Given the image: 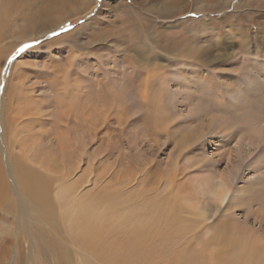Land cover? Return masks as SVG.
<instances>
[{
  "label": "rangeland",
  "instance_id": "1",
  "mask_svg": "<svg viewBox=\"0 0 264 264\" xmlns=\"http://www.w3.org/2000/svg\"><path fill=\"white\" fill-rule=\"evenodd\" d=\"M57 1L42 30L19 40L21 18L13 15L14 30L0 39V163L8 186L0 200V264H101L75 233L98 239L103 232L104 247L116 239L105 220L69 224L57 197L66 182L54 173V210L34 206L17 185L11 167L28 141H15L24 133L8 116L29 103L15 86L22 81L40 118L31 126L37 144L58 148L65 138L78 196L105 203L115 186L139 181L152 191L174 182L168 197L189 212L202 206L201 188L225 174L231 188L242 189L228 219L264 235V0ZM26 44L35 46L12 60ZM63 90L83 102L82 113L67 115ZM130 177L136 181L127 185ZM58 222L63 244L39 253L34 240H45L47 225ZM154 255L131 262L160 264Z\"/></svg>",
  "mask_w": 264,
  "mask_h": 264
},
{
  "label": "bare ground",
  "instance_id": "2",
  "mask_svg": "<svg viewBox=\"0 0 264 264\" xmlns=\"http://www.w3.org/2000/svg\"><path fill=\"white\" fill-rule=\"evenodd\" d=\"M59 4L57 0H0V39H4L8 31L14 27L10 21L13 15L21 18L19 20L21 23L15 31L16 37L24 40L31 33L34 34L43 29L41 25L51 17L52 11L58 8ZM57 22L59 23L60 19L53 21L52 24ZM49 84L52 87L53 83ZM15 86L18 93L25 91L24 98L27 103L29 102L22 109L15 108L14 112L8 116L10 124L24 133L23 137L20 136L15 141L18 144L28 141L27 146H23L19 155L14 158L11 167L14 177L16 176L17 185L26 197L34 201V206L38 207L41 204L54 210L55 200L50 184V176L54 173L58 180L66 182L64 192L63 185L62 188L58 187L57 197L65 204L66 214L70 218L69 224L91 221L97 226L103 220L105 223H110L114 228L116 239L105 247L99 245L104 236L103 232L97 233L98 239L88 238L82 231L74 235L81 248L84 246L88 251L95 253L101 260V264H137L131 262L137 259L136 254L145 257L155 254L160 264H264L263 233L260 234L258 231L238 225L228 219V211L234 206L241 205L235 202V198L242 192V189L237 188L238 186L231 188L230 177L225 174L215 177L207 187H205L206 184L201 185L206 188L205 190L201 188L202 191L200 189L202 192L200 197L203 198L202 206L189 212L174 204L168 197L169 193H172L170 188H174V182H171V186L148 191L143 187L144 184L141 186V182L134 179L136 182L130 186L133 190L115 186L113 199L105 203L99 197L88 200L85 196H78L75 189L78 185L74 183L76 179L68 180L70 166L66 162L70 159L71 153L65 148V138L59 135L58 148L42 147L37 144L31 129L33 123H38L40 120L37 116L38 112H34L37 109L30 105L35 100L32 95H29V87L26 88L23 81L17 82ZM0 95L1 110L4 94L0 92ZM17 98H20L19 94ZM61 99L68 101L67 115L71 114L73 108L81 110L82 113L83 102L70 97L65 90H63ZM62 105L65 108L66 104L62 102ZM62 113L63 111L60 115ZM77 118L82 123L81 116ZM23 125L26 127L24 128ZM2 127L3 122H1ZM79 160L81 161V157H78V162ZM7 161L9 164L12 162L8 160V157ZM134 180L131 177L128 178L127 185ZM81 183H83L82 178ZM7 192L8 186L0 163V200L4 199ZM223 213H226V218L222 217ZM261 217L264 220V212ZM182 220H188V223L183 224ZM231 225L237 227V230H234L236 233L227 235V228L232 227ZM47 227L51 234L45 240L40 238L34 240L39 253L57 250L64 242L55 236L56 232L61 230V222L47 225ZM66 230L69 233L77 232L70 225L66 226ZM37 231L42 232L39 229Z\"/></svg>",
  "mask_w": 264,
  "mask_h": 264
},
{
  "label": "snow or ice",
  "instance_id": "3",
  "mask_svg": "<svg viewBox=\"0 0 264 264\" xmlns=\"http://www.w3.org/2000/svg\"><path fill=\"white\" fill-rule=\"evenodd\" d=\"M114 2H116V0H114ZM37 43H39V42H37ZM35 45H24L23 47H21V48H19L18 50H17V53H16V55H14L13 57H12V60H15V59H17V57L19 56V54L21 53V52H24L25 51V49H27V48H30V47H34ZM10 63H11V61H9ZM262 77H264V73H261L260 74ZM237 83L238 84H241V81L240 80H237Z\"/></svg>",
  "mask_w": 264,
  "mask_h": 264
}]
</instances>
